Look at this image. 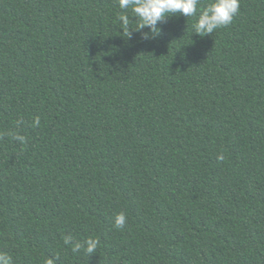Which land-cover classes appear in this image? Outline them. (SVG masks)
Masks as SVG:
<instances>
[{"label": "trees", "instance_id": "16d2710c", "mask_svg": "<svg viewBox=\"0 0 264 264\" xmlns=\"http://www.w3.org/2000/svg\"><path fill=\"white\" fill-rule=\"evenodd\" d=\"M0 264H264V0H0Z\"/></svg>", "mask_w": 264, "mask_h": 264}]
</instances>
